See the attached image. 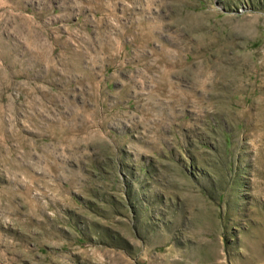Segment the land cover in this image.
<instances>
[{
  "label": "rangeland",
  "instance_id": "374dc122",
  "mask_svg": "<svg viewBox=\"0 0 264 264\" xmlns=\"http://www.w3.org/2000/svg\"><path fill=\"white\" fill-rule=\"evenodd\" d=\"M0 264H264V0H0Z\"/></svg>",
  "mask_w": 264,
  "mask_h": 264
}]
</instances>
